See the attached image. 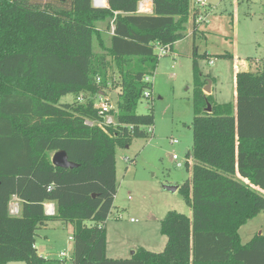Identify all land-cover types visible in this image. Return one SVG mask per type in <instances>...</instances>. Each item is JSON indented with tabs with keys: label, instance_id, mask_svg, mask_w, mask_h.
Listing matches in <instances>:
<instances>
[{
	"label": "trees",
	"instance_id": "obj_1",
	"mask_svg": "<svg viewBox=\"0 0 264 264\" xmlns=\"http://www.w3.org/2000/svg\"><path fill=\"white\" fill-rule=\"evenodd\" d=\"M140 1L95 7L93 0H0V264H62L36 248L39 229L51 221L73 224L71 264H264V233L240 238V228L264 212V58L258 72H237L235 101L218 103L204 91L214 81L199 66L207 54L197 52L193 146L186 153L194 162L179 186L192 215L171 210L161 220L163 251L107 255L116 145L146 137L155 124L152 110L137 112L145 93L152 96L145 78L159 63L157 45L172 51L192 14L191 0H153L145 14ZM102 20L109 45L98 29ZM112 82L119 87L110 111L115 122L88 124L104 122L95 102ZM68 94L74 101L61 102ZM58 150L78 167L53 165ZM13 196L20 199L17 216L9 211ZM46 202L55 203V215L45 213Z\"/></svg>",
	"mask_w": 264,
	"mask_h": 264
},
{
	"label": "rangeland",
	"instance_id": "obj_2",
	"mask_svg": "<svg viewBox=\"0 0 264 264\" xmlns=\"http://www.w3.org/2000/svg\"><path fill=\"white\" fill-rule=\"evenodd\" d=\"M193 2L191 0V7ZM204 2L205 5L195 3L203 10H210L201 24L203 32L195 39V50L192 51V37L184 41V47L181 43L178 45L180 52L160 57L155 72L149 75L152 96L141 99L137 112L146 114L152 110L155 124L147 128L146 137L133 138L127 145H116L118 188L105 222L108 257L129 258L139 247L163 251L167 237L161 232V220L171 210L192 215L191 205L181 188L172 192L164 186L181 187L191 176L186 165L188 162L191 168L194 158L188 157L186 151H192L193 146L195 52L207 54L199 57V66L203 73L214 77L213 95L220 103L235 98L233 59L240 69L254 73L260 69V60L264 58V0ZM98 29L109 45L107 20L99 21ZM94 49L103 52L97 40ZM225 53L233 54V58L222 56ZM212 89L211 85V94ZM106 92L102 101L109 100L107 102L116 106L118 85L112 82ZM74 99V94H68L61 102ZM73 229L72 223L59 221H51L46 228L39 229L37 246L41 255L58 259L62 252L72 254ZM257 233H264V212L240 228L241 242H248ZM14 262L10 264H26Z\"/></svg>",
	"mask_w": 264,
	"mask_h": 264
},
{
	"label": "built area",
	"instance_id": "obj_3",
	"mask_svg": "<svg viewBox=\"0 0 264 264\" xmlns=\"http://www.w3.org/2000/svg\"><path fill=\"white\" fill-rule=\"evenodd\" d=\"M196 4L205 5V2H204V0H196ZM93 5L95 7H106L108 5V3H107V0H106V3L101 2L99 0H93ZM141 10L142 9H139V11H141ZM112 28H114V25H112ZM156 52H157V55L159 56V58L162 56H166L171 52V45L170 44H167V45L158 44L156 47ZM211 63H212V61H211ZM145 80L150 81L149 76H146ZM149 95H150L149 92L145 93L146 97H148ZM103 97L104 96H100L96 99L95 107L97 109H99V111H98L99 115L103 116L104 122H100V121L94 122L91 120H87L86 122L88 124L98 123L100 126H102L104 124H110V123L115 122L114 116H113V114L110 113V111L112 109L116 110L117 106H114L111 103L107 102L109 100L102 101ZM83 99L84 98L82 95L78 97V100H80V101H82ZM175 158H177V157L175 156ZM125 160L129 161V158H125ZM44 207H45V213L47 215L53 216L56 214L55 204L46 202L44 204ZM9 211H10V214L13 216L19 215V213H20V199H19V197L13 196V198L11 199V201L9 203ZM70 239H73V238L71 237ZM58 259L62 260V264H71L72 254H70L68 256L65 252H62V253H60Z\"/></svg>",
	"mask_w": 264,
	"mask_h": 264
},
{
	"label": "crops",
	"instance_id": "obj_4",
	"mask_svg": "<svg viewBox=\"0 0 264 264\" xmlns=\"http://www.w3.org/2000/svg\"><path fill=\"white\" fill-rule=\"evenodd\" d=\"M142 1H144V0H142ZM142 1H140V3H139V6H138L139 9H142V7H141ZM150 3H151V8L149 10H143L142 9L141 11H139V9H138V12L139 13H144V14L145 13H152L153 12V0H150ZM195 3H196V0H194V2H193L194 5L191 7L192 14H191L190 19H189L188 24H187V28H188L187 29V35H186V37L184 39H182V40H180V41H178V42H176L174 44V49L171 52H173V51L180 52L179 48H181V47H178V45L181 43V46L184 47L183 46L184 45L183 43H185L184 41L189 40L192 37H193L192 51L195 50V39H196V37H199L201 35V33L203 32V30H201V24H202L203 21H205V18H207L208 13L210 14V10H208V9L203 10V8H201L200 6L196 5ZM223 56L232 57L233 58V54H230V53H225V54H223ZM233 60H234V97H235L233 101H235L236 100V96H237L236 74H237L238 71H241V70L242 71H248V70L247 69H240L236 65V60L235 59H233ZM212 88H213L212 89V94H214V82H212ZM218 103H220V102H218ZM48 203L55 204L53 202H48ZM251 220H249V221H251ZM36 248L38 250V253L41 255V253L39 252L38 246H37V241H36ZM107 252H108V244H107ZM10 263H13V262H8L6 264H10ZM14 263H17V262L15 261Z\"/></svg>",
	"mask_w": 264,
	"mask_h": 264
},
{
	"label": "water",
	"instance_id": "obj_5",
	"mask_svg": "<svg viewBox=\"0 0 264 264\" xmlns=\"http://www.w3.org/2000/svg\"><path fill=\"white\" fill-rule=\"evenodd\" d=\"M212 85V80L211 79H208V84L204 87V91L207 93V94H210L211 91H210V87ZM207 111L208 112H211L212 111V107L211 105L209 104L208 105V108H207ZM188 151H186L187 153ZM52 163L53 165H55L56 167H61V168H76L78 167V164L71 161L68 157V154L65 150H58L56 151L53 155H52ZM164 189L165 190H168V191H172V192H175L179 189V186H173V185H165L164 186ZM134 252H132L133 254Z\"/></svg>",
	"mask_w": 264,
	"mask_h": 264
},
{
	"label": "bare ground",
	"instance_id": "obj_6",
	"mask_svg": "<svg viewBox=\"0 0 264 264\" xmlns=\"http://www.w3.org/2000/svg\"><path fill=\"white\" fill-rule=\"evenodd\" d=\"M99 1L103 2L102 0H99ZM141 7H142L143 10H149L151 8L150 0H144V1H142Z\"/></svg>",
	"mask_w": 264,
	"mask_h": 264
}]
</instances>
